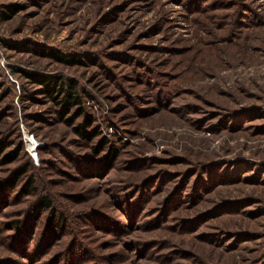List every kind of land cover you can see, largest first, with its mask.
I'll use <instances>...</instances> for the list:
<instances>
[{"label": "rangeland", "instance_id": "374dc122", "mask_svg": "<svg viewBox=\"0 0 264 264\" xmlns=\"http://www.w3.org/2000/svg\"><path fill=\"white\" fill-rule=\"evenodd\" d=\"M27 70L76 79L99 134L82 138L83 113L60 115ZM0 143L18 149L0 185L24 169L0 264L264 263V0H0ZM40 194L66 226L26 257L12 223Z\"/></svg>", "mask_w": 264, "mask_h": 264}, {"label": "trees", "instance_id": "16d2710c", "mask_svg": "<svg viewBox=\"0 0 264 264\" xmlns=\"http://www.w3.org/2000/svg\"><path fill=\"white\" fill-rule=\"evenodd\" d=\"M7 9L11 13L16 11L12 4L8 5ZM35 49L45 55L52 56L61 62L77 63L83 61L76 52H63L53 46H37ZM84 56L88 57L87 59H90L87 54ZM25 75L32 82L40 86V90L44 95L59 105L58 113L60 115H65L73 107L77 114L83 113L82 94L79 91L80 89L78 88L76 79L61 74L32 70L25 71ZM83 115L84 118L82 122L75 129L82 138L90 140L99 134V129L97 126H93V119L89 113L84 112ZM90 126L91 128L87 129ZM99 140L98 146H96L94 150L99 151V149L107 146L106 150H108L102 160V166L105 168L111 167L113 161L117 157V149L113 144L108 146L109 143L107 138L102 137ZM4 147L5 146L0 143V155L2 154ZM17 152L18 149L5 152L1 156L2 158H0V162H10L14 160L17 157ZM23 171L24 169H14L2 181L0 185V206L7 201H5L6 190L13 188L18 183L19 179L24 174ZM32 185V176H26L20 187L21 192L24 194H34L36 187H31ZM40 222L42 223V233L36 240V245L34 244L31 251L28 252L30 243L35 240L33 239V236L35 235L36 228ZM65 226L66 218L63 212L58 211L57 207L51 202V198L48 194H40L32 201L31 206L24 211L23 216L13 221L12 229L14 232L11 234V240L15 245V249H17L19 253H23V256H34L37 252H40V248H43L45 244L48 247L50 240L52 239L51 237L62 235Z\"/></svg>", "mask_w": 264, "mask_h": 264}]
</instances>
